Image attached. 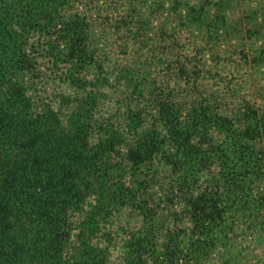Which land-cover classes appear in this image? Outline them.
<instances>
[{"label": "trees", "instance_id": "trees-1", "mask_svg": "<svg viewBox=\"0 0 264 264\" xmlns=\"http://www.w3.org/2000/svg\"><path fill=\"white\" fill-rule=\"evenodd\" d=\"M72 2L0 0V264H106L96 238L125 210L141 223L122 264H247L239 223L244 237L264 231V115L174 99L128 65L111 74ZM207 2L171 8L195 22ZM41 58L68 92L51 89ZM114 74L127 82L121 120L99 107Z\"/></svg>", "mask_w": 264, "mask_h": 264}, {"label": "rangeland", "instance_id": "rangeland-1", "mask_svg": "<svg viewBox=\"0 0 264 264\" xmlns=\"http://www.w3.org/2000/svg\"><path fill=\"white\" fill-rule=\"evenodd\" d=\"M191 1H208L205 13L198 15L200 21L187 20L188 7L172 9L171 0L165 8L159 6V0H73L70 11L86 17L91 24L96 54L111 74L128 65L133 71L149 72V77L158 80V87L168 94L173 90L174 99H206L216 111L234 119L249 105L264 115V0ZM126 17L137 21L129 32L123 24ZM141 18L149 19L144 26ZM208 23L213 25L209 27ZM150 38L154 40L148 43ZM147 54L153 59L150 68L145 66ZM39 62L51 89L68 92L67 84L60 81V72L56 75L53 71L51 60L41 58ZM183 63L187 75H180ZM114 76L104 88L99 107L114 120H121L123 114L117 109L123 106L127 82L123 79L118 84ZM52 99L57 106L58 100ZM258 147L264 149V138L258 140ZM180 201L178 208L182 206ZM130 214L129 210L116 213L111 238L103 232L96 238L107 257L106 264L123 263L129 250L126 236L141 223ZM239 225L237 244L244 262H264V231L244 237L241 231L246 224Z\"/></svg>", "mask_w": 264, "mask_h": 264}]
</instances>
